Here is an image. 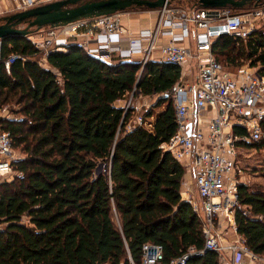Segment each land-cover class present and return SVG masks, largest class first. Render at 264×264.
Listing matches in <instances>:
<instances>
[{"label":"trees","instance_id":"trees-1","mask_svg":"<svg viewBox=\"0 0 264 264\" xmlns=\"http://www.w3.org/2000/svg\"><path fill=\"white\" fill-rule=\"evenodd\" d=\"M212 49L220 62L249 63L264 76V25L247 39L222 34ZM12 53L23 58L8 73ZM38 53L27 37L2 40L0 107L17 105L19 115L1 128L23 156L0 186V264H143L145 243L161 244L165 262L203 249L202 222L181 195L186 170L161 148L177 129L164 93L180 66L149 61L141 71L138 61L110 63L73 44L44 67ZM128 93L159 95L155 108L164 107L129 129L133 111L117 106ZM239 202L238 232L264 256V192L241 184ZM187 264L219 262L207 251Z\"/></svg>","mask_w":264,"mask_h":264},{"label":"built area","instance_id":"built-area-1","mask_svg":"<svg viewBox=\"0 0 264 264\" xmlns=\"http://www.w3.org/2000/svg\"><path fill=\"white\" fill-rule=\"evenodd\" d=\"M53 1L58 0H0V9L21 12ZM155 12L154 26L136 36L128 35L122 14L117 12L60 26L48 25L27 38L44 55L45 62L52 52L68 51L70 45L76 44L110 63L135 61L138 57L141 71L148 61L179 65V82L164 93L172 99L177 129L161 148L193 176L194 190L188 187L181 195L202 222L204 248L191 247L165 262L161 244L145 243L142 262L187 264L191 257L213 251L219 264H264V256L255 254L238 232L235 218L237 210H243L239 202V186L243 184L238 166L240 149L264 137V76L249 63L237 71L227 69L212 49L213 41L222 34L247 39L256 29V20L264 18V2L247 15L234 13L232 8L193 5L177 9L171 4ZM249 16H254V21ZM18 58L23 57L12 53L3 61L8 73ZM40 65L48 67L42 62ZM5 116L0 114V186L13 179L14 162L20 158L12 134L1 128V121L10 118ZM134 118L129 129L149 124L144 116ZM130 262L135 264L132 258Z\"/></svg>","mask_w":264,"mask_h":264},{"label":"water","instance_id":"water-1","mask_svg":"<svg viewBox=\"0 0 264 264\" xmlns=\"http://www.w3.org/2000/svg\"><path fill=\"white\" fill-rule=\"evenodd\" d=\"M172 0H58L3 17L0 23V40L15 36L27 37L33 28L60 26L83 18L111 15L132 7L145 6L159 9ZM206 9L235 8L241 9L251 3L257 6L264 0H194ZM26 24L25 27H20Z\"/></svg>","mask_w":264,"mask_h":264},{"label":"rangeland","instance_id":"rangeland-1","mask_svg":"<svg viewBox=\"0 0 264 264\" xmlns=\"http://www.w3.org/2000/svg\"><path fill=\"white\" fill-rule=\"evenodd\" d=\"M194 2H195L194 0H174V1L172 0L170 4L172 5V7L177 8V9H188L189 7H192L193 5L199 6ZM253 8H254L253 6L252 7L247 6L245 8L235 9L233 10V12L247 15L249 11L253 10ZM155 10L149 9L145 6H140V7L129 8L120 13L122 14L121 15L122 21L125 27L128 29V31L129 30L133 31V29H130L129 27V25H131V22H134L135 26H142L141 24H148V23L149 24L152 23L154 26V24L157 21V14ZM16 12L17 11H14L11 8H8V9L1 8L0 9V23L3 22L2 21L3 17L15 14ZM249 18L251 19V21H254V16H249ZM263 25H264V18L256 20L255 27L257 29L261 28ZM25 26L26 24L20 25V27L22 28ZM37 30H38L37 28H33V31H37ZM155 56L157 57L158 54H155ZM43 57H44L43 54L38 53L35 58L39 62H42L43 64L48 65V62L47 61L45 62L43 60ZM217 57L225 64V66L229 70L237 71V69H239L238 67L229 65L224 57H221V56H217ZM245 62L246 61H243L242 63H245ZM246 64L248 63H245L244 65ZM192 65H194V63H192ZM193 70L195 74V69ZM189 78H192V77L190 76ZM157 97H159V95L145 97V96H140V95L139 96L134 95L133 93H128L126 97L119 102V104L121 105V107L125 108L127 111L130 109L133 111L131 113L133 117L131 119L132 121L133 119L136 120L134 118L136 115L145 116V114L149 112L150 110L151 111L153 110L154 114H157L159 111H161L164 105H162L161 107L155 108V105L158 99ZM17 110H18L17 105L6 104L0 107V114L6 115L5 117H10V118L17 117L19 115L18 113H16ZM152 120H154V118H152ZM257 143H259L260 145H256ZM15 151H16V155H18L19 157L23 156V152L20 149H16L15 147ZM240 151L241 152L239 154L238 166L241 169L240 177L243 180L242 183L248 185L252 189L264 190V137L260 141L252 142L248 146L246 145L243 146V148L240 149ZM191 181L193 182V178L191 179ZM192 182L190 184V187L193 188L194 190V186ZM185 189L186 188L184 189L182 188V190H185ZM222 229H224V227H222Z\"/></svg>","mask_w":264,"mask_h":264},{"label":"crops","instance_id":"crops-1","mask_svg":"<svg viewBox=\"0 0 264 264\" xmlns=\"http://www.w3.org/2000/svg\"><path fill=\"white\" fill-rule=\"evenodd\" d=\"M139 23V22H138ZM142 26H135V23L134 22H131V25H129V27H130V29H133V31L132 30H129V33H128V35L129 36H136L141 30H143V29H148V28H151L152 26H153V24L151 23V24H141ZM164 40H167V39H164ZM192 42V41H191ZM95 43V41H91V44H94ZM185 44H188V42L187 43H185ZM135 61H138V57L136 58V60ZM121 100H119L118 102H117V106H119V107H121V105L119 104V102H120ZM139 105V104H138ZM238 163H239V161H238ZM193 178V176H192V174H190V173H188V172H186V174H185V179H184V182H183V189L184 188H188V187H190V184H191V179ZM193 183V182H192ZM255 190H260V191H264V190H261V189H255Z\"/></svg>","mask_w":264,"mask_h":264}]
</instances>
